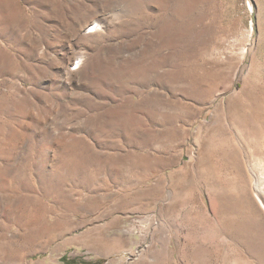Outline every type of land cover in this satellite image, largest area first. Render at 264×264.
<instances>
[{
	"label": "rangeland",
	"instance_id": "obj_1",
	"mask_svg": "<svg viewBox=\"0 0 264 264\" xmlns=\"http://www.w3.org/2000/svg\"><path fill=\"white\" fill-rule=\"evenodd\" d=\"M260 201L264 0H0V264H264Z\"/></svg>",
	"mask_w": 264,
	"mask_h": 264
},
{
	"label": "crops",
	"instance_id": "obj_2",
	"mask_svg": "<svg viewBox=\"0 0 264 264\" xmlns=\"http://www.w3.org/2000/svg\"><path fill=\"white\" fill-rule=\"evenodd\" d=\"M116 226H118V224H116ZM105 241H106L105 247H109L111 251V253H109L108 255L114 254L113 252H118L120 249L118 250L117 247L122 248V245H119V242H121L122 244H127L126 240H121L116 236H110V235H107Z\"/></svg>",
	"mask_w": 264,
	"mask_h": 264
},
{
	"label": "bare ground",
	"instance_id": "obj_3",
	"mask_svg": "<svg viewBox=\"0 0 264 264\" xmlns=\"http://www.w3.org/2000/svg\"><path fill=\"white\" fill-rule=\"evenodd\" d=\"M97 22L98 21H95L94 25L92 27H90V29H91L90 33H96V32H98L99 30L102 29V26L99 23H97ZM84 58H85L84 56L77 57L78 65L81 66V67L83 66V63H84V60H85ZM261 204H262V207L264 208V204L262 202H261Z\"/></svg>",
	"mask_w": 264,
	"mask_h": 264
},
{
	"label": "built area",
	"instance_id": "obj_4",
	"mask_svg": "<svg viewBox=\"0 0 264 264\" xmlns=\"http://www.w3.org/2000/svg\"><path fill=\"white\" fill-rule=\"evenodd\" d=\"M117 264H119V263H117Z\"/></svg>",
	"mask_w": 264,
	"mask_h": 264
}]
</instances>
